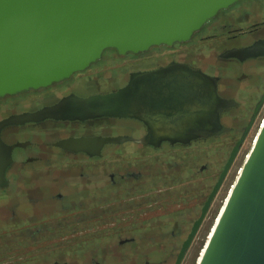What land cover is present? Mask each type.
<instances>
[{
  "label": "flooded vegetation",
  "instance_id": "af4514ba",
  "mask_svg": "<svg viewBox=\"0 0 264 264\" xmlns=\"http://www.w3.org/2000/svg\"><path fill=\"white\" fill-rule=\"evenodd\" d=\"M130 84L115 112L85 101ZM221 98L228 129L201 134ZM258 105L244 142L264 109V0H238L188 40L108 47L68 78L0 97V264H175ZM236 158L194 239L219 216Z\"/></svg>",
  "mask_w": 264,
  "mask_h": 264
},
{
  "label": "water",
  "instance_id": "95a60500",
  "mask_svg": "<svg viewBox=\"0 0 264 264\" xmlns=\"http://www.w3.org/2000/svg\"><path fill=\"white\" fill-rule=\"evenodd\" d=\"M237 1L0 0V97L68 78L97 61L108 47L124 54L188 40ZM254 49L241 51L251 54ZM124 95L133 96L132 84L85 101L98 112L112 113L123 107ZM226 104L221 98L211 115L213 126H205L201 134L228 129L219 120V110ZM259 106L234 145L175 264L192 243ZM212 228L196 264H264V121Z\"/></svg>",
  "mask_w": 264,
  "mask_h": 264
},
{
  "label": "rangeland",
  "instance_id": "374dc122",
  "mask_svg": "<svg viewBox=\"0 0 264 264\" xmlns=\"http://www.w3.org/2000/svg\"><path fill=\"white\" fill-rule=\"evenodd\" d=\"M262 115H264V109L261 111L256 124L252 128V130H251L249 136L247 137V139L245 140V142L243 143L241 150L239 151V154L237 155V158L233 164V167L230 170V173H229L223 187L221 188L216 201L214 202V205L212 208L213 211H215V209H217V208H219V210H220L221 206L223 205L224 201L226 200V198H227L226 196L228 195L230 188L232 187L233 183L235 182V180H236V178H237V176H238L249 152L252 149L254 141L258 135L259 129L261 127V126H258V121L260 120ZM213 223H214V220H212L209 217L204 221L202 228H201V231L199 232L197 237L194 239L190 249L188 250L184 264H196L197 263V260L200 256V253H201V250L203 249L205 242L207 241V237L210 233V230L213 227Z\"/></svg>",
  "mask_w": 264,
  "mask_h": 264
},
{
  "label": "bare ground",
  "instance_id": "6f19581e",
  "mask_svg": "<svg viewBox=\"0 0 264 264\" xmlns=\"http://www.w3.org/2000/svg\"><path fill=\"white\" fill-rule=\"evenodd\" d=\"M213 230V228L210 230V232ZM210 234V233H209ZM202 251H203V249H202Z\"/></svg>",
  "mask_w": 264,
  "mask_h": 264
}]
</instances>
